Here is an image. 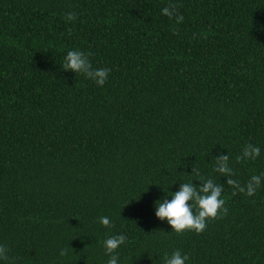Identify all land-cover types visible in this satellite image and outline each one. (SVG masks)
Returning a JSON list of instances; mask_svg holds the SVG:
<instances>
[{"label":"trees","instance_id":"obj_1","mask_svg":"<svg viewBox=\"0 0 264 264\" xmlns=\"http://www.w3.org/2000/svg\"><path fill=\"white\" fill-rule=\"evenodd\" d=\"M75 50L105 85L64 71ZM249 143L260 156L237 163ZM219 155L242 186L264 173V0H0V264H107L116 235L118 264H264V178L233 196ZM194 165L227 214L171 234L155 204Z\"/></svg>","mask_w":264,"mask_h":264},{"label":"clouds","instance_id":"obj_2","mask_svg":"<svg viewBox=\"0 0 264 264\" xmlns=\"http://www.w3.org/2000/svg\"><path fill=\"white\" fill-rule=\"evenodd\" d=\"M179 7V4L170 3L162 9V14L169 19L175 18L177 24L183 23L184 17L178 12ZM75 19L76 13L74 12H69L65 16L66 22ZM68 35H72L70 30ZM91 55V53H84L79 50L68 51L64 57L62 67L64 71L84 75L102 87L107 83L111 69L93 68L89 59ZM259 156L260 148L249 143L244 146L242 154L236 157V162L239 163L244 160L254 161ZM214 161V171L219 173L221 177L227 178V185L233 188V196L237 192L245 193L247 196L256 194L257 189L261 186L264 173L252 175L247 184L242 186L238 180L232 178L235 172L230 166L229 155H219ZM189 176L192 177V180L181 183L179 190L171 193V199L165 198L155 204L156 217L161 221L166 220L168 222L173 230L171 234L181 235L186 231H195V233L200 234L206 230L209 222L222 219L227 214L225 199L223 198L224 185L217 183L212 178L205 179L195 165L192 166V174ZM193 181H199L200 186L194 185ZM99 222L105 228L114 227L107 216L100 217ZM126 241L125 235L109 236L104 240L103 246L106 255L109 256L107 264H118L119 256L115 253ZM68 248L70 247L68 246ZM68 248L61 249L60 256H67ZM71 250L73 251V249ZM7 253V247L0 245V260L9 261L10 258ZM188 260L189 256L182 255L179 250L174 251L170 256L168 254L164 256V264H186Z\"/></svg>","mask_w":264,"mask_h":264}]
</instances>
